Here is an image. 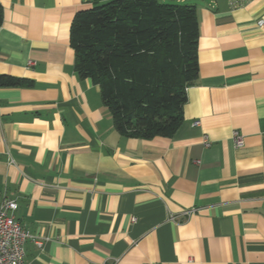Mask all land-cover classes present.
<instances>
[{
  "label": "crops",
  "instance_id": "obj_1",
  "mask_svg": "<svg viewBox=\"0 0 264 264\" xmlns=\"http://www.w3.org/2000/svg\"><path fill=\"white\" fill-rule=\"evenodd\" d=\"M93 1L0 0V75L24 80L0 86V201L32 235L24 264H264V0H192L198 75L150 139L74 70Z\"/></svg>",
  "mask_w": 264,
  "mask_h": 264
},
{
  "label": "trees",
  "instance_id": "obj_2",
  "mask_svg": "<svg viewBox=\"0 0 264 264\" xmlns=\"http://www.w3.org/2000/svg\"><path fill=\"white\" fill-rule=\"evenodd\" d=\"M198 36L195 7L162 0H95L69 29L76 73L99 87L118 133L143 139L171 136L181 124ZM22 83L0 75V86Z\"/></svg>",
  "mask_w": 264,
  "mask_h": 264
},
{
  "label": "built area",
  "instance_id": "obj_3",
  "mask_svg": "<svg viewBox=\"0 0 264 264\" xmlns=\"http://www.w3.org/2000/svg\"><path fill=\"white\" fill-rule=\"evenodd\" d=\"M198 122H194L197 124ZM232 139L235 147L243 146V137L234 130ZM208 145L207 142H205ZM17 203L11 199L0 201V264H24L25 241L32 237L15 218ZM192 212L184 211L183 214ZM40 245V242H37Z\"/></svg>",
  "mask_w": 264,
  "mask_h": 264
},
{
  "label": "rangeland",
  "instance_id": "obj_4",
  "mask_svg": "<svg viewBox=\"0 0 264 264\" xmlns=\"http://www.w3.org/2000/svg\"><path fill=\"white\" fill-rule=\"evenodd\" d=\"M162 1H165V0H162ZM166 1H169V0H166ZM192 3V0H186L185 1V4H191Z\"/></svg>",
  "mask_w": 264,
  "mask_h": 264
}]
</instances>
